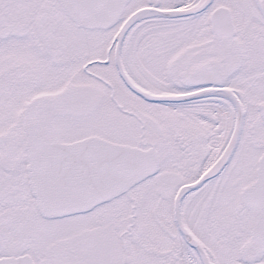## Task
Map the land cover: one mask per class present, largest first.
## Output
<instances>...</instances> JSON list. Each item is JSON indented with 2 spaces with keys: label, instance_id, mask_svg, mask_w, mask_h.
Returning a JSON list of instances; mask_svg holds the SVG:
<instances>
[{
  "label": "snow or ice",
  "instance_id": "obj_1",
  "mask_svg": "<svg viewBox=\"0 0 264 264\" xmlns=\"http://www.w3.org/2000/svg\"><path fill=\"white\" fill-rule=\"evenodd\" d=\"M0 264H264V0H0Z\"/></svg>",
  "mask_w": 264,
  "mask_h": 264
}]
</instances>
